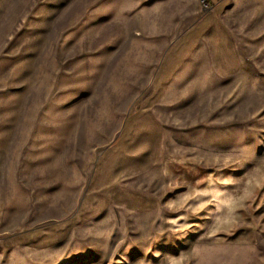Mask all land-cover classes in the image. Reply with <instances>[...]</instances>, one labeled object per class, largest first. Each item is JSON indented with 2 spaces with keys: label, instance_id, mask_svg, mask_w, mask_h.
<instances>
[{
  "label": "rangeland",
  "instance_id": "1",
  "mask_svg": "<svg viewBox=\"0 0 264 264\" xmlns=\"http://www.w3.org/2000/svg\"><path fill=\"white\" fill-rule=\"evenodd\" d=\"M0 264H264V0H0Z\"/></svg>",
  "mask_w": 264,
  "mask_h": 264
},
{
  "label": "crops",
  "instance_id": "2",
  "mask_svg": "<svg viewBox=\"0 0 264 264\" xmlns=\"http://www.w3.org/2000/svg\"><path fill=\"white\" fill-rule=\"evenodd\" d=\"M206 31L207 29L205 27L193 30L188 34L186 39L187 41L192 42L194 47L198 48L200 46V39L207 35ZM207 50L211 55L213 68L219 76L230 77L240 71L242 65L241 59L232 35L228 32V30L223 27H215L212 29L211 33L208 35ZM185 53L186 52L182 54ZM154 144L155 145H153V150L151 152L153 161L157 160L159 155L158 137L154 139ZM143 146H145V144Z\"/></svg>",
  "mask_w": 264,
  "mask_h": 264
}]
</instances>
